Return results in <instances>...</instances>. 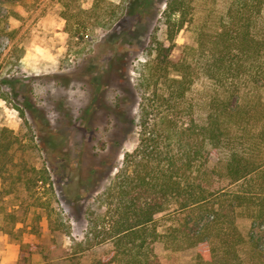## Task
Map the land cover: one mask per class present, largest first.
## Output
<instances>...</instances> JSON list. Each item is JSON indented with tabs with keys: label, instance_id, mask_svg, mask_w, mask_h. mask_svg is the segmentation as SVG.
I'll use <instances>...</instances> for the list:
<instances>
[{
	"label": "rangeland",
	"instance_id": "374dc122",
	"mask_svg": "<svg viewBox=\"0 0 264 264\" xmlns=\"http://www.w3.org/2000/svg\"><path fill=\"white\" fill-rule=\"evenodd\" d=\"M166 1L0 0V87L10 98L0 95V130L17 141L11 176L0 178V259L4 250L19 249L5 264H87L111 248L76 250L91 211L107 210L101 195L139 143L142 69L152 34L166 37ZM221 3L197 2L171 59L194 43L199 27L215 24ZM203 90L198 80L188 101ZM258 94L264 100V86ZM44 173L47 184L28 185V177ZM166 215L157 218L161 231L176 222ZM237 224L247 235L252 219L239 214ZM155 251L164 264H198L195 247L172 250L159 240Z\"/></svg>",
	"mask_w": 264,
	"mask_h": 264
},
{
	"label": "trees",
	"instance_id": "16d2710c",
	"mask_svg": "<svg viewBox=\"0 0 264 264\" xmlns=\"http://www.w3.org/2000/svg\"><path fill=\"white\" fill-rule=\"evenodd\" d=\"M198 1L167 0L161 17L166 37L157 31L151 36L142 69L139 143L101 195L107 210L98 216L91 211L76 250L112 245L87 264H164L155 251L159 240L172 250L195 247L198 264L263 259L264 100L258 89L264 86V0H221L215 24L199 27L194 43L171 59L176 34L193 21ZM198 80L202 96L188 101ZM0 95L10 100L1 87ZM16 143L9 129L0 130L4 180L11 176ZM47 174L28 177V185L47 184ZM165 211L176 222L161 231L157 218ZM239 214L252 219L247 235L237 224Z\"/></svg>",
	"mask_w": 264,
	"mask_h": 264
},
{
	"label": "crops",
	"instance_id": "0c3cea01",
	"mask_svg": "<svg viewBox=\"0 0 264 264\" xmlns=\"http://www.w3.org/2000/svg\"><path fill=\"white\" fill-rule=\"evenodd\" d=\"M11 250L13 249H6L3 251V255H2V258L0 259V264H5L7 262V260L10 262V260H16L17 257H18V253H19V249L17 248H14V252L11 254Z\"/></svg>",
	"mask_w": 264,
	"mask_h": 264
}]
</instances>
